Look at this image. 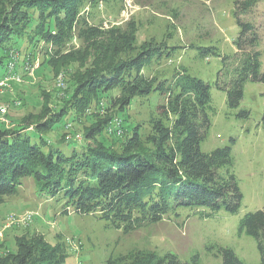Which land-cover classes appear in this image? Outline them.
I'll return each instance as SVG.
<instances>
[{
	"label": "trees",
	"instance_id": "1",
	"mask_svg": "<svg viewBox=\"0 0 264 264\" xmlns=\"http://www.w3.org/2000/svg\"><path fill=\"white\" fill-rule=\"evenodd\" d=\"M101 1L107 0H0V77L7 72L11 52L23 40L34 47L43 45L42 63L71 59L82 68L60 108L52 109L45 101L38 113L24 117L33 118L32 122L12 127L0 123V203L17 194L23 178L31 177L47 197L62 192L64 213L71 207L80 215L97 214L107 226L124 232L157 222L181 206L205 208V216L220 208L236 212L242 195L230 148L200 150L210 126V85L184 69L170 78L145 74V68L170 56L171 47L154 39L137 44L133 19L121 25L94 22L91 9ZM235 3L240 28L233 41L235 63L229 82L217 85L225 90L230 108L239 106L247 80L264 85L257 28L239 17L256 0ZM152 92L163 96L164 103L150 114L146 135L133 128L118 148L99 140L114 115L133 98ZM103 95H108V117L84 130L87 144L78 148L72 141V148L64 151L46 139L45 134L66 116L84 114ZM240 115L247 116V112L242 110ZM239 230L256 240L258 264H264V206L246 213ZM15 246L14 251L0 254V264H65L67 259L61 245H51L37 233L15 238ZM217 251L222 264H243L230 248ZM103 264L188 263L170 252L140 249L108 258Z\"/></svg>",
	"mask_w": 264,
	"mask_h": 264
},
{
	"label": "rangeland",
	"instance_id": "2",
	"mask_svg": "<svg viewBox=\"0 0 264 264\" xmlns=\"http://www.w3.org/2000/svg\"><path fill=\"white\" fill-rule=\"evenodd\" d=\"M235 1L107 0L99 2L91 14L94 22L103 25H121L133 19L137 25V44L154 39L171 47L170 56L145 68V74L170 78L184 69L210 85V126L200 150L230 148L233 172L242 195L236 212L220 208L205 216V208L181 206L157 222L124 232L122 228L107 226L97 214L80 215L71 207L64 213L66 198L62 192L47 197L40 193L31 177H25L17 194L4 197L0 203V254L15 250V238L37 233L51 245H61L67 254L65 264H103L108 258L140 249L160 254L170 252L188 264H222L218 247L233 250L243 264L259 263L256 240L240 231L239 223L246 213L264 206V85L247 80L235 108L227 105L225 90L217 86L229 82L230 68L235 63L237 51L233 41L240 31ZM239 17L257 28L260 71L264 72V0H256L251 10ZM73 43L78 46L76 41ZM39 44L34 47L23 40L13 50L15 72L21 79L0 87V104L7 106L8 124L3 125L32 122L33 118L24 117L38 113L45 101L57 110L73 91V77L82 70L80 65L71 59L42 63L43 45ZM34 61L39 66L28 74L25 66ZM107 102L108 95H103L99 104L92 103L84 114L75 113L76 117L69 114L45 134L46 139L64 151L72 148V141L78 148L87 144L83 132L108 117ZM163 103L164 97L158 92L133 98L128 107L114 115L106 131L99 133V140L118 148L133 128L146 135L150 114ZM242 110L247 116L240 115ZM11 214L17 218L24 215V220L13 221L9 218Z\"/></svg>",
	"mask_w": 264,
	"mask_h": 264
},
{
	"label": "built area",
	"instance_id": "3",
	"mask_svg": "<svg viewBox=\"0 0 264 264\" xmlns=\"http://www.w3.org/2000/svg\"><path fill=\"white\" fill-rule=\"evenodd\" d=\"M11 58L9 59L7 63V72L0 77V87L4 88L7 83L11 81H18L20 80V76L15 72V55L11 52ZM39 66L38 61L31 62L29 64H26V70H28V74H32L33 70ZM6 111H7V106L5 104H0V123L2 124H8L6 120ZM116 124H119L118 120H114ZM24 215L22 217H15L14 215L11 214V217H9L11 220L15 221L16 219H23ZM27 219H30V216H27ZM24 220V219H23ZM22 221V220H21Z\"/></svg>",
	"mask_w": 264,
	"mask_h": 264
}]
</instances>
